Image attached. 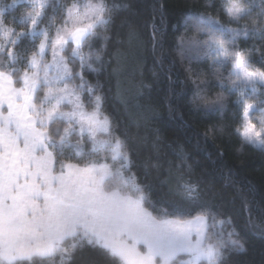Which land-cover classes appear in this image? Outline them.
<instances>
[{
  "label": "snow or ice",
  "instance_id": "snow-or-ice-1",
  "mask_svg": "<svg viewBox=\"0 0 264 264\" xmlns=\"http://www.w3.org/2000/svg\"><path fill=\"white\" fill-rule=\"evenodd\" d=\"M17 5L26 10L20 13ZM120 7L108 0H0V264L71 259L85 245L105 250L116 264H225V251L244 250L234 229L225 235L222 226L231 219H218L197 182L177 172L170 192L180 199L162 193L168 206L161 207L131 172L127 140L103 111L102 85L84 76V70L99 75L93 64L103 65L107 45L94 46L108 38L98 29L111 24ZM206 7H216L227 23L207 13L185 20L195 33L181 38L190 59L210 61L208 72L198 70L192 80L190 103L223 113L234 97L243 127L236 134L264 148V67H254L264 66V54L255 44L239 43L264 42V0H218ZM217 129L224 130L212 125L204 135ZM101 152L109 153L100 159L110 158L111 165L70 162Z\"/></svg>",
  "mask_w": 264,
  "mask_h": 264
},
{
  "label": "trees",
  "instance_id": "trees-1",
  "mask_svg": "<svg viewBox=\"0 0 264 264\" xmlns=\"http://www.w3.org/2000/svg\"><path fill=\"white\" fill-rule=\"evenodd\" d=\"M11 2L3 0L5 4ZM108 3L122 7L114 13L111 24L98 29L108 38L96 41L94 46L99 50L102 44L107 45L103 53L105 62L93 64L100 68L99 75L84 70V76L93 85L97 80L102 85L103 111L116 123V135L127 140L133 162L131 172L135 173L137 183L153 201L159 200L161 207H167L159 199L162 193L168 199H180L170 192L176 184L177 172L197 182L202 200L213 206L218 219H231V225L222 226L225 235L234 229L238 236L233 238L244 246L243 251H225V264H264V148L249 144L236 134L235 129L242 128V121L240 110L232 103L234 97L229 99L223 113H206L190 103L196 95L192 80L198 70L208 72L210 61L197 63L190 59L181 38L195 33L190 25L185 26V20L192 13H207L227 23L216 7H206L218 4V0H108ZM17 8L20 13L26 10L25 5ZM239 43L241 47L255 44L258 54H264V42L258 37H252L247 44L243 40ZM70 66L81 71L76 63ZM81 96L88 110H92L88 94ZM212 125L223 126L224 130L217 129L206 137L204 133ZM83 143L90 150L87 138ZM108 156L109 153L101 152L83 160L72 158L70 162L83 166L91 159L111 165L110 158L100 159ZM62 158L67 161L68 155ZM177 165L182 167L177 169ZM198 211H192L191 216ZM43 264L116 262L105 250L85 245L71 259L57 255Z\"/></svg>",
  "mask_w": 264,
  "mask_h": 264
},
{
  "label": "rangeland",
  "instance_id": "rangeland-1",
  "mask_svg": "<svg viewBox=\"0 0 264 264\" xmlns=\"http://www.w3.org/2000/svg\"><path fill=\"white\" fill-rule=\"evenodd\" d=\"M49 59H51V57ZM65 110H67V109H65ZM89 111H91V110H89ZM256 115H259V114L257 113ZM253 123H256V120L255 119H253ZM259 130H260V126L257 124V131H259ZM240 132L241 133L243 132V127L240 128ZM99 138L100 139H105V137H103L102 135H100Z\"/></svg>",
  "mask_w": 264,
  "mask_h": 264
},
{
  "label": "crops",
  "instance_id": "crops-1",
  "mask_svg": "<svg viewBox=\"0 0 264 264\" xmlns=\"http://www.w3.org/2000/svg\"><path fill=\"white\" fill-rule=\"evenodd\" d=\"M144 249L141 247V251H143Z\"/></svg>",
  "mask_w": 264,
  "mask_h": 264
}]
</instances>
